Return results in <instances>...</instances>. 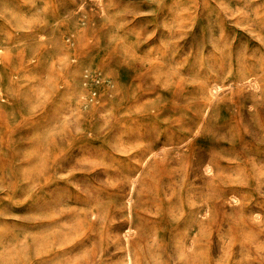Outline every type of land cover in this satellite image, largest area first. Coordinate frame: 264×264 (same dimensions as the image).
I'll list each match as a JSON object with an SVG mask.
<instances>
[{"label":"rangeland","instance_id":"1","mask_svg":"<svg viewBox=\"0 0 264 264\" xmlns=\"http://www.w3.org/2000/svg\"><path fill=\"white\" fill-rule=\"evenodd\" d=\"M0 264H264V0H0Z\"/></svg>","mask_w":264,"mask_h":264}]
</instances>
